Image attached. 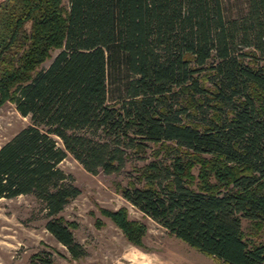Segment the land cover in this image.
<instances>
[{"label": "trees", "instance_id": "1", "mask_svg": "<svg viewBox=\"0 0 264 264\" xmlns=\"http://www.w3.org/2000/svg\"><path fill=\"white\" fill-rule=\"evenodd\" d=\"M244 1L1 0L0 105L30 124L0 144V197L33 195L81 256L58 162L110 173L153 143L122 198L221 264H264V0ZM99 208L143 246L126 207Z\"/></svg>", "mask_w": 264, "mask_h": 264}, {"label": "rangeland", "instance_id": "2", "mask_svg": "<svg viewBox=\"0 0 264 264\" xmlns=\"http://www.w3.org/2000/svg\"><path fill=\"white\" fill-rule=\"evenodd\" d=\"M62 3L65 5L67 0H62ZM244 5V0H227L226 9L237 13ZM57 50L51 52V57ZM50 60L42 62L41 67ZM27 124H30L28 116L16 111L14 103L6 101L1 104L0 144ZM150 145L143 157L127 151L120 168L110 173L101 169L92 173L68 153L58 162L57 167L66 172L79 188L78 194L62 207L59 215L76 222L71 231L74 240L83 246L84 254L81 256L72 258L67 248L44 228V210L33 195L23 193L10 198L0 197V264H221L169 234L165 227L144 215L117 191L116 185L123 186L134 180V166L152 157L150 150L154 145ZM123 206L131 219L144 223L143 246L128 242L99 208ZM96 219L101 220L99 226L95 224ZM242 225H245L244 220ZM36 254L50 262L37 259Z\"/></svg>", "mask_w": 264, "mask_h": 264}]
</instances>
